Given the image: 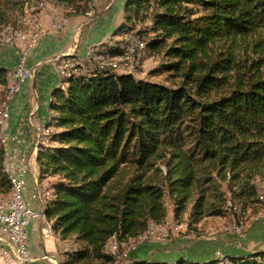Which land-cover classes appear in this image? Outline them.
I'll return each instance as SVG.
<instances>
[{
    "label": "trees",
    "instance_id": "1",
    "mask_svg": "<svg viewBox=\"0 0 264 264\" xmlns=\"http://www.w3.org/2000/svg\"><path fill=\"white\" fill-rule=\"evenodd\" d=\"M45 1L67 18L92 2L0 0V32L21 29L26 12L37 14ZM123 9L112 35L149 19L141 30L150 38L134 34L161 56L165 81L93 65L50 89L49 130L36 159L51 189L44 216L57 241L71 242L59 264H117L105 249L109 238L126 241L164 222L165 198L173 219L194 230L206 217L261 203L264 0H126ZM120 44L104 50L115 54ZM9 71L0 67V85ZM8 176L0 137L3 198ZM141 246L124 256L128 264H264V248L167 261L140 256Z\"/></svg>",
    "mask_w": 264,
    "mask_h": 264
},
{
    "label": "crops",
    "instance_id": "2",
    "mask_svg": "<svg viewBox=\"0 0 264 264\" xmlns=\"http://www.w3.org/2000/svg\"><path fill=\"white\" fill-rule=\"evenodd\" d=\"M125 1L126 0H98L93 4L94 8L97 9V16L95 19L91 22H86L84 16H70L66 18L64 27L58 32H53L49 27L54 20H59L63 17V10L61 8L47 3V5L42 7L37 13L38 20L40 21L39 24H41L40 26L43 32L36 45L28 50L27 65H32V58L36 54H47L45 58H47L46 60L48 61L46 63L49 64L43 65L42 63L46 61L44 59L35 62L34 66L38 65L35 78H31L32 80L29 84L26 83L27 81L25 84L23 83L19 91L13 96L9 103V117L0 131V135L6 140L8 148L11 150L13 149L15 153L18 154L28 150L27 157L30 162V168L26 176V196L35 188V182L41 185L44 183L48 184V180L38 178L36 152L33 151V144L32 147H30L32 151L29 150V145L31 146L34 140L35 127L44 125L49 116L47 109L50 98L49 91L59 84L61 79L57 73V60L59 58L62 60L64 56L71 54L78 60L85 61V53L88 47L94 46V48L101 49L98 45L108 47L112 45L113 42L120 39L121 36L112 35L113 30L117 27L116 23H113V20L115 15L117 16L116 13L121 10L123 20V5ZM84 27H87L86 31L88 32L86 37L80 42L78 36ZM25 44L26 42L24 40L17 39L14 46L0 49V67H7L10 69L7 74L8 82L6 86L13 82L11 70L17 65L20 51L25 47ZM121 72L122 71H118V73ZM135 77L142 78L139 76ZM6 86L0 85L1 89ZM15 133L18 134L20 138L19 144L8 140V138ZM32 204L35 209H41L38 202H32ZM43 206L44 204H42L41 207ZM48 226L50 227V222L47 221L46 218H37L28 223L27 250L29 257L33 260L32 264H59L65 259L63 252L58 251L55 245L56 238H54L53 232L50 233V228L48 229ZM45 230L46 235H44ZM49 243L53 245V252L50 253L45 250L46 244ZM153 245L154 244H147L146 247L141 248L140 256L172 261L183 255L192 260H206L205 258L189 257L187 251L178 248V246L169 247L167 245L163 247L158 245V249H160L154 253L155 250L153 249ZM124 262L128 264V260L125 259Z\"/></svg>",
    "mask_w": 264,
    "mask_h": 264
},
{
    "label": "rangeland",
    "instance_id": "3",
    "mask_svg": "<svg viewBox=\"0 0 264 264\" xmlns=\"http://www.w3.org/2000/svg\"><path fill=\"white\" fill-rule=\"evenodd\" d=\"M98 0H92L91 4L86 7L85 10H88L91 12L92 16L90 18L85 17L86 22H91L95 17L97 16V9L94 8V3H96ZM43 5L40 6L41 8L47 5V1L42 2ZM28 14V15H27ZM117 16L115 15V18L113 20V23H116L118 25L121 20H122V10L120 12L116 13ZM31 16L36 17V20L38 23L40 21L38 20L37 14H31L30 11L26 12V15L23 19V25L21 29H14L13 32H18V31H27L28 30V23L25 22V20L29 19ZM64 16V15H63ZM62 18H67V17H62ZM56 21V20H54ZM119 21V22H118ZM118 22V23H117ZM144 23L142 24H136L135 28L131 33L138 32L140 35L144 37L145 40L150 38L151 33L145 32L141 30L144 26H150V21L149 19L146 21H143ZM147 24V25H146ZM41 25V24H40ZM64 27V26H63ZM50 29V28H49ZM87 27H84L80 35L78 36V40L82 42L83 38L86 37L87 32L86 31ZM3 30V29H2ZM1 30V31H2ZM59 29L58 31H60ZM58 31H53V32H58ZM41 33L39 34V36ZM139 35V36H140ZM121 36V35H119ZM137 36V35H136ZM140 36V37H142ZM122 38V36H121ZM120 38V39H121ZM118 39V41L120 40ZM22 40V39H21ZM23 40H28L26 37L23 38ZM144 40V41H145ZM15 41L17 39H14L11 43L9 44H1L0 42V49L5 48V47H12L15 45ZM114 43V42H113ZM101 47V49H105L104 45H98ZM24 49V47H23ZM22 49V50H23ZM100 49V48H99ZM21 50V48H20ZM21 50V51H22ZM20 51V53H21ZM19 54V53H18ZM20 55V54H19ZM47 54H36L32 58V65L29 64L28 67L33 70V78H35L37 74V67L38 65L34 66L35 62L37 60H46L45 58ZM72 58L73 62H75V71H86L87 69H90L93 65H95L93 60H90L86 55H85V61L83 60H78L77 58L73 57L71 54H67L65 57H70ZM37 57V58H36ZM135 60L134 65L133 62L131 65H133V70L132 72L133 75L142 77L144 79H149L152 81L156 82H164L165 81V73L159 72L158 65L161 62V56L155 54L154 52L150 51L149 49L145 48L142 50L137 56H134ZM51 59V58H49ZM27 60H28V53H27ZM53 60V59H52ZM61 58H59L56 62V68H57V73H58V65L60 62ZM93 61V62H92ZM47 60L43 62V65H47L49 63ZM52 62V61H50ZM131 65L126 67H120V69H116L115 71H125L126 69L130 70L129 68ZM16 66V65H15ZM41 66V65H39ZM15 68V67H14ZM11 70V75L13 76V70ZM155 70V71H153ZM32 79L28 80L26 83L29 84V82ZM13 81H14V76H13ZM12 84V83H11ZM10 83L4 88L1 89L0 87V107L3 105V95L6 92V89L11 85ZM25 84V83H24ZM10 103V102H9ZM9 108V105L8 107ZM46 127L45 125H41V129H44L45 132L42 134L41 132L38 133L37 135V140L32 141L31 146L29 145V150L32 151L30 147H32L33 144V151L37 152V147L39 143H42L46 140L47 137V132L49 128ZM46 133V134H45ZM45 134V135H44ZM17 137V143L20 141V138L18 134H13ZM1 136V135H0ZM36 138V133L34 135V138ZM1 139L4 143V138ZM32 139V138H31ZM19 144V143H18ZM23 154L28 156V150H25L22 152ZM28 158V157H27ZM9 177V176H8ZM51 180V179H49ZM10 181V179H9ZM37 189L40 190L41 192L45 189L50 190V196H51V189L50 186L47 183H44L43 185L39 184L37 182ZM259 198L261 199V203H257L251 207H248L244 210H240L238 207L233 208L231 211H227V214L224 216H211V217H206L199 221L195 226L194 229H187L188 227L186 226L185 223H177L173 219V213H172V204L170 203L168 198H165V206L167 210V215L165 218L164 222L161 223H154V224H162L163 227V232L160 233L158 230H154V238L151 239V236L146 237L142 242V248L146 247L147 244H154L153 249L155 250L154 253L157 252L158 245L166 247L167 245L169 247L171 246H178V248L184 249L187 251V254H189V257L192 258H220L223 254L225 253H230V254H244L247 252H251L254 250H260L264 248V185L261 183L259 184ZM10 192H11V183H10ZM9 192V193H10ZM49 196V198H50ZM48 198V199H49ZM152 223V222H149ZM148 223V224H149ZM50 228V233L53 231L51 230V227L48 226V229ZM145 231V230H144ZM164 231H167V235L164 233ZM159 234V235H158ZM165 235V236H164ZM54 238L56 236L54 235ZM131 240V239H129ZM110 241H113L111 239ZM71 244L70 241H65L64 243L57 241L55 239V245L58 248V251H63V249L68 248L69 245ZM138 245V244H137ZM40 246V245H39ZM156 246V247H155ZM42 250V248L40 247ZM125 248L123 246H119L114 250V254L117 257V264H125L124 260V255L123 252ZM45 250L47 252H53V245L51 243L46 244ZM108 252L109 248L106 249ZM60 253V252H58ZM119 254V255H118Z\"/></svg>",
    "mask_w": 264,
    "mask_h": 264
},
{
    "label": "built area",
    "instance_id": "4",
    "mask_svg": "<svg viewBox=\"0 0 264 264\" xmlns=\"http://www.w3.org/2000/svg\"><path fill=\"white\" fill-rule=\"evenodd\" d=\"M85 17L90 18L92 14H88V10H85ZM66 22L65 18L56 20L50 24L52 31H58L62 29ZM14 39H22L21 33H12V37H8L1 44H9ZM39 38H33L32 40H24L26 42L24 49L21 51L17 65L13 70L14 76V87L12 88L11 94L14 96L20 86L26 81L33 78V70L27 65V53L30 48L36 45ZM143 38L140 36H129L128 49L126 54H131V58L135 60L134 56H137L142 50ZM94 46L87 48L85 55L92 60V49ZM118 58V57H111ZM134 65V61H133ZM133 65L122 72H132ZM65 67H73L71 65H65ZM9 117V108L3 111L0 116V131L1 127L5 124ZM41 132V126L35 127L37 140L38 133ZM48 133V132H47ZM10 142H17V137L12 135L8 138ZM5 145V164L11 165V170L14 176V181L18 183V196L15 200L9 203L0 202V264H32L33 260L28 255L27 250V226L31 220L40 218V210L35 209L32 202H38L40 207L42 206L44 197L41 195L40 190L36 187L33 191L26 196V176L30 168L29 159L23 153H15V151ZM149 225V224H148ZM154 230L151 228V239L154 238ZM167 235V231H164ZM44 235H46V230ZM123 244L116 243V237L109 245L110 253L114 254V250ZM127 252H123L126 256Z\"/></svg>",
    "mask_w": 264,
    "mask_h": 264
},
{
    "label": "bare ground",
    "instance_id": "5",
    "mask_svg": "<svg viewBox=\"0 0 264 264\" xmlns=\"http://www.w3.org/2000/svg\"><path fill=\"white\" fill-rule=\"evenodd\" d=\"M88 14H91V12L88 11ZM25 22L28 23V25H29L27 31L13 32L12 27H10V26L4 27L3 30L0 32V42L2 43L8 37H12V33H21L22 37L23 38L26 37L28 40H32L33 38H39L40 37L39 34L42 33L43 31H42L40 24L36 20V17L31 16L29 19L25 20ZM129 36H136V35L133 33H127V34L122 35V38L120 39L121 40V44L119 47L120 49L115 54H110L108 51H106L104 49L102 50V49H98V48L93 47V49H92V60L95 62L94 64L100 68H109L112 70H116L118 68L120 69V67L128 68V66L131 65L133 62V60H132L133 58H131V54H126V49H128ZM143 43H144V45H142V50L145 49V42L143 41ZM111 57H118V58L116 59V58H111ZM65 65H71L73 67H65ZM74 72H75V62H73L71 57L70 58L65 57L59 62L58 74L60 77H68L69 75H71ZM13 87H14V81L7 88V90L4 94V105H3L2 113L4 110H6V108L9 105V102L13 98V95L11 94ZM44 132H45V130L41 129V133L43 134ZM6 167H7L8 172H9V179H10V183H11V192L7 198L0 197V202H2V203H9L12 200H15L18 196V183L16 181H14V176H13V173L11 170V165H6ZM35 183H36L35 187L37 188L38 187L37 182H35ZM41 195L44 197L43 203H42V204H44V202L49 197V190L44 189L41 192ZM40 208H41L40 209V218H45L44 213L42 211L43 207H40ZM151 228L161 229L158 231L160 233L163 232L162 224H154L152 222V223H149V225H147L145 231H143L137 237L132 238L131 240H126V241L125 240L119 241L116 239V243L123 244L124 248H125L124 252H128L129 250L136 248L137 244H140V242H142L144 239H146V237L151 236ZM111 239H113V241H114L115 237L112 236L109 238V240L107 241V243L105 245V249L109 248V245L111 243H113V241H110Z\"/></svg>",
    "mask_w": 264,
    "mask_h": 264
}]
</instances>
